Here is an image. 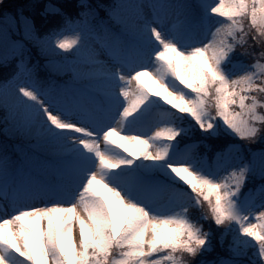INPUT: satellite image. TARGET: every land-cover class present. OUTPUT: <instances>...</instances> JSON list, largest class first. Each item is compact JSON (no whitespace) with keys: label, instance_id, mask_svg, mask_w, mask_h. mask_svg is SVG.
<instances>
[{"label":"snow or ice","instance_id":"6c2138e0","mask_svg":"<svg viewBox=\"0 0 264 264\" xmlns=\"http://www.w3.org/2000/svg\"><path fill=\"white\" fill-rule=\"evenodd\" d=\"M0 264H264V0H0Z\"/></svg>","mask_w":264,"mask_h":264},{"label":"trees","instance_id":"16d2710c","mask_svg":"<svg viewBox=\"0 0 264 264\" xmlns=\"http://www.w3.org/2000/svg\"><path fill=\"white\" fill-rule=\"evenodd\" d=\"M193 215H198V212L195 209L193 210Z\"/></svg>","mask_w":264,"mask_h":264},{"label":"rangeland","instance_id":"374dc122","mask_svg":"<svg viewBox=\"0 0 264 264\" xmlns=\"http://www.w3.org/2000/svg\"><path fill=\"white\" fill-rule=\"evenodd\" d=\"M145 82L148 83V81L145 79ZM149 86L151 87V84L149 83Z\"/></svg>","mask_w":264,"mask_h":264}]
</instances>
